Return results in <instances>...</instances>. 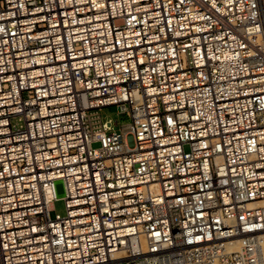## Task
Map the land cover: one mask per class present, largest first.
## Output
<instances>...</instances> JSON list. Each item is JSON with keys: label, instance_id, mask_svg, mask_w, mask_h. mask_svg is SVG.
<instances>
[{"label": "built area", "instance_id": "2783aa9c", "mask_svg": "<svg viewBox=\"0 0 264 264\" xmlns=\"http://www.w3.org/2000/svg\"><path fill=\"white\" fill-rule=\"evenodd\" d=\"M263 236L260 0H0V264H263Z\"/></svg>", "mask_w": 264, "mask_h": 264}, {"label": "rangeland", "instance_id": "374dc122", "mask_svg": "<svg viewBox=\"0 0 264 264\" xmlns=\"http://www.w3.org/2000/svg\"><path fill=\"white\" fill-rule=\"evenodd\" d=\"M260 2H261V0H260ZM262 3H264L263 0H262ZM261 7H262V5H261ZM262 11H263V9H262ZM263 15H264V11H263ZM100 113H101V116L103 117V119L105 121H108L111 119L114 122H116L119 120L120 125L127 124L129 121V119L125 116L118 117V108L116 106L103 108L100 111ZM116 128L118 129L119 127H116ZM93 147L99 148V144L95 143V144H93ZM185 150L189 151V147L186 146ZM55 189H56V194H57L59 199H57L54 202V210H55L56 214L59 215L60 217H66L67 208H66L65 199H64V196H65L64 183L62 181H57L55 183Z\"/></svg>", "mask_w": 264, "mask_h": 264}, {"label": "bare ground", "instance_id": "6f19581e", "mask_svg": "<svg viewBox=\"0 0 264 264\" xmlns=\"http://www.w3.org/2000/svg\"><path fill=\"white\" fill-rule=\"evenodd\" d=\"M263 2H264V0H263ZM261 5H262V9H263V11H264V3H262V0H261ZM263 240H262V246H261V256H262V259H263V264H264V236H263V238H262Z\"/></svg>", "mask_w": 264, "mask_h": 264}]
</instances>
